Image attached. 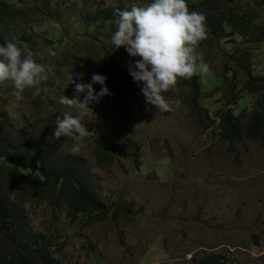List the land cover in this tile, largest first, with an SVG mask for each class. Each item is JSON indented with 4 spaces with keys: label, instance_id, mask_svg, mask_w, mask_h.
I'll return each mask as SVG.
<instances>
[{
    "label": "rangeland",
    "instance_id": "374dc122",
    "mask_svg": "<svg viewBox=\"0 0 264 264\" xmlns=\"http://www.w3.org/2000/svg\"><path fill=\"white\" fill-rule=\"evenodd\" d=\"M75 1L13 0L18 11L23 10L20 6L29 7V13L22 15L32 34L26 49L55 73L46 83L50 92L36 98L26 91L25 100L17 102L10 95V87H0V115L23 137L44 128L51 117H62L65 108L57 102L59 96L75 95V85L67 87L68 73H84L83 82L89 83V77L101 74L106 66L97 56L98 49H93L99 43L84 35L79 11H86L88 5ZM87 1L130 8L134 3L142 6L151 2ZM202 1L187 0L189 4ZM234 1L242 8L249 2ZM56 4L60 17L55 22L48 20V13ZM258 22H264V7ZM251 48H255V75L264 76V42ZM208 50L204 39L197 48L204 60ZM73 55L81 61L77 66L71 60ZM121 59L119 63L128 70L139 57ZM222 60L218 56L213 61L221 65ZM218 72L207 67L198 73L200 104L210 116L223 109ZM109 83L106 79L107 87ZM102 87L94 85L97 92ZM188 93V87L178 84L164 93L166 98L180 100L181 106L163 113L149 105L143 95L135 106L118 93L90 105L96 114L95 119L84 121L90 138L85 139L78 154L71 151V139L63 142L61 150L88 159L98 176L102 198L112 209L132 207L133 220L109 219L86 227L84 218L72 223L66 208L30 203L27 211L31 224L36 232L54 238V257L59 264H198L203 254L224 256L227 264H264V150L259 142L244 140L236 143L231 153L218 124L207 131L201 129L187 106ZM83 95L86 93L81 98ZM258 97L246 94L234 114L244 109L252 111ZM122 136L131 137L133 143L116 163L98 167L95 144Z\"/></svg>",
    "mask_w": 264,
    "mask_h": 264
},
{
    "label": "trees",
    "instance_id": "16d2710c",
    "mask_svg": "<svg viewBox=\"0 0 264 264\" xmlns=\"http://www.w3.org/2000/svg\"><path fill=\"white\" fill-rule=\"evenodd\" d=\"M79 2L84 7L88 5L86 11H79L81 23L85 26L84 35L99 43L94 44L93 49H98V58L106 62L100 75L110 81L109 94L101 101L112 98L110 93H118L132 105H137L143 84L134 81L118 60L135 57L129 56L124 47L115 49L111 42L117 30L115 9L123 10L127 6H106L103 2L94 4L87 0H78L74 4ZM20 7L22 11L16 9L13 0H0V44L12 41L29 48L27 45L32 34L26 29L28 20L22 16L29 13V7ZM188 7L206 18L205 40L209 53L204 61L207 67L219 71L222 79L219 90L224 101L223 109L210 116L200 104V77L196 74L191 79H178L177 82L181 88H189L187 106L203 131L218 124L221 137L228 143L231 153L235 152L234 145L244 140L259 142L264 150V76L255 75V48H251L264 42V22H258L264 0H249L243 8L234 0H204L188 3ZM57 17H60L59 7L51 5L48 20L56 22ZM218 56L223 59L221 65L213 61ZM72 58L76 66L81 63L77 55ZM88 63H91L90 59ZM49 81L50 78L46 83ZM246 94L259 97L253 102L252 111L244 109L236 116L234 108ZM59 116L61 114L51 117L44 128L23 137L7 118L0 115V264H59L54 257L57 252L54 238L36 232L31 224L27 208L32 202L66 208L72 223L84 218L86 227L109 219L115 222L123 218L133 220L132 207L112 209L102 198L98 176L88 159L62 152L61 146L69 138L57 140L51 137ZM132 143V138L127 136L97 142L94 151L97 166L116 163L118 156ZM139 161L137 153L138 167ZM254 242L256 244L255 238ZM198 264L227 262L224 256L203 254Z\"/></svg>",
    "mask_w": 264,
    "mask_h": 264
},
{
    "label": "clouds",
    "instance_id": "9594fccd",
    "mask_svg": "<svg viewBox=\"0 0 264 264\" xmlns=\"http://www.w3.org/2000/svg\"><path fill=\"white\" fill-rule=\"evenodd\" d=\"M115 15L117 30L111 42L115 49L124 47L129 56L139 57L129 64L128 70L134 81L142 82L141 93L146 102L162 113L180 108V100L166 98L164 93L174 90L178 79H191L207 70L203 54L197 51L207 36L205 16L190 11L187 0H151L142 6L134 3L130 10L115 9ZM50 75L55 73L38 62L31 50L12 41L0 44V87H10L15 101L25 100L26 91L33 98L49 93L46 82ZM83 76L84 73L73 71L66 75L67 87L75 85L74 97L61 95L57 100L52 96L65 110L62 118H57L51 137L73 140V154L80 152L91 133L84 124L85 119H95L90 105L109 94L105 76L94 73L89 83L83 82ZM97 83L103 85L99 92L94 88Z\"/></svg>",
    "mask_w": 264,
    "mask_h": 264
}]
</instances>
